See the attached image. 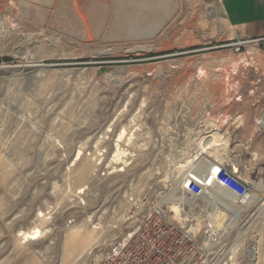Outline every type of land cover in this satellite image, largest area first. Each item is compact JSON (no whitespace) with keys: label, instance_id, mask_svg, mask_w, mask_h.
I'll return each mask as SVG.
<instances>
[{"label":"rangeland","instance_id":"1","mask_svg":"<svg viewBox=\"0 0 264 264\" xmlns=\"http://www.w3.org/2000/svg\"><path fill=\"white\" fill-rule=\"evenodd\" d=\"M239 40L211 0H0V264H94L154 208L214 233L223 201V264H264V129L240 125L248 151L223 157L243 202L212 196L219 165L192 156L223 152L215 124L264 86Z\"/></svg>","mask_w":264,"mask_h":264},{"label":"built area","instance_id":"2","mask_svg":"<svg viewBox=\"0 0 264 264\" xmlns=\"http://www.w3.org/2000/svg\"><path fill=\"white\" fill-rule=\"evenodd\" d=\"M264 39L239 40L228 45L239 55L249 44H261ZM264 53V46L262 47ZM215 183L243 202L253 188L232 169L224 166L210 171ZM187 194L199 198L204 193L201 179L189 176ZM208 239L210 245H207ZM228 240L208 233L190 237L185 229L157 208L150 210L125 236L96 248L94 264H223L229 253Z\"/></svg>","mask_w":264,"mask_h":264},{"label":"crops","instance_id":"3","mask_svg":"<svg viewBox=\"0 0 264 264\" xmlns=\"http://www.w3.org/2000/svg\"><path fill=\"white\" fill-rule=\"evenodd\" d=\"M211 1L214 3V7L218 16L229 26V28L233 30L234 38H241L243 40L264 39V0ZM256 46L260 51L255 56V58H257L256 60L258 61L259 69L249 71V77H257L261 79V82L263 79L264 83V53L262 51L264 41L263 43ZM245 92L248 96L244 97L245 101H243L242 106L238 108L242 110L240 112L241 114H236L237 116H235L234 113H232L234 116L229 119V122H227L226 130H220L219 126L211 120V122L217 126L219 133L218 138H222L225 141L227 148L223 152L220 149L218 152H216L208 148L206 153H200L196 151V147L194 146L192 156L195 155L197 159L194 164L200 163L204 159H211L214 164L220 166L221 164H224V167H227L223 157L239 156V153L248 151L247 147H250L249 144H251V137L245 138L239 136V126L256 125L264 129V86H249ZM255 94H258L257 101H255ZM201 127H203V125ZM242 131H240V133ZM262 190H264V188ZM260 201L262 202L264 200L257 199L258 204ZM252 211H254V207H248V210L245 213L246 218L249 217ZM262 212V209L259 210V215H261ZM260 218L262 219V217Z\"/></svg>","mask_w":264,"mask_h":264},{"label":"bare ground","instance_id":"4","mask_svg":"<svg viewBox=\"0 0 264 264\" xmlns=\"http://www.w3.org/2000/svg\"><path fill=\"white\" fill-rule=\"evenodd\" d=\"M200 130H201V127L197 130V132H194L193 133V137H195V139L196 138H198L199 136H200ZM194 140V139H193ZM120 155H121V153H119V154H117L116 155V158H119L120 157ZM202 182H203V180H202ZM214 182V183H213ZM209 183V182H208ZM204 184V183H203ZM210 185H211V187H215V189L214 190H212L211 191V195L213 196V195H215V197H216V199L217 200H219L220 202H222V200H221V198H222V196L221 195H223L222 193L223 192H225V193H227L231 198L230 199H233V198H235L231 193H229V192H227L225 189H223L221 186H219L217 183H215V181H214V179L212 180V182H210ZM227 195V196H228ZM233 197V198H232ZM219 201H217V202H219ZM225 205V206H224ZM226 206H227V203H224V201L222 202V203H220V204H218V210H219V216L218 217H212V224L214 225V227H215V231H214V233H211L210 231H209V228L208 229H205L204 230V232L203 233H205V234H209L210 236H215L216 235V232H217V230H219V226H222V224H223V222L227 219V213L229 212H231L232 210H234V209H237L236 208V205H235V203L234 202H232L231 201V211H228L227 212V210H226ZM216 207V206H215ZM158 211H161V212H164L163 210H159L158 209ZM176 218H179V217H177V216H175ZM180 219V221L182 222V227L185 229V231L187 232V234L188 235H190V237H192V238H196V236L200 233L199 231L198 232H196V231H194L193 230V228L191 227V223H190V221L188 220V222L186 221V219L184 220V219H182V218H179ZM224 236V235H223ZM210 240L208 239V242H209Z\"/></svg>","mask_w":264,"mask_h":264}]
</instances>
